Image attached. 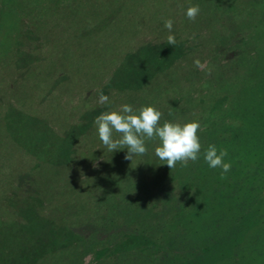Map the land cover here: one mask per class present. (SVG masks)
Instances as JSON below:
<instances>
[{
	"label": "rangeland",
	"instance_id": "rangeland-1",
	"mask_svg": "<svg viewBox=\"0 0 264 264\" xmlns=\"http://www.w3.org/2000/svg\"><path fill=\"white\" fill-rule=\"evenodd\" d=\"M6 3L5 0H0V9L4 8V11L7 12L6 16L0 17V21L5 22L6 19L10 20L9 18H12L14 13L13 7L9 4L6 5ZM80 4L82 5V3ZM80 7L77 9L80 10ZM86 8L88 9L85 11L86 13L78 14L74 8L72 11L76 12V15L68 16L60 22L56 19V36L53 38V41L54 39L56 41L52 44L53 52L50 55L44 54L45 60L43 59V64L40 65L42 67L39 70L40 75L38 77L36 75L30 81L25 82L23 79L22 81L17 80L20 75L18 70L20 71V68L24 69L26 64L22 61L19 68L15 66L11 69V63L8 62L5 65L0 59V204L7 200L8 205L11 204L14 210L22 204L25 207L31 204L33 206L32 214L41 217V227L44 224L47 226L46 228L50 229L51 227V231L58 233L56 234V243L53 241H48L47 244L41 243V246L47 252H51L53 247L57 249L55 253L52 252V255L49 253L50 257H47L46 253L45 258L37 264H152L151 260L144 261L140 256L137 257L134 254L135 250L125 256L121 255L125 250H130L141 244L138 243L140 239H135L133 235L131 236V231L128 230L134 227L133 220H129L132 225L129 224L128 229L125 227L127 230H122L124 227L118 225V222H122L123 217L129 216V214L135 215L139 210L137 209V203H142L148 197L150 199L155 197L154 194L149 196L138 193V188L143 180L150 177L153 163L159 160L154 152L159 143L146 141L148 151L142 159L134 156L132 161L126 160L127 148L113 151L115 153L109 152L99 139L94 120L90 119L87 125L83 126V132L81 131V135L74 145L70 147L69 143H62L63 141L60 139V145L57 146L58 150L53 149L50 144L51 137L47 135L48 132L41 136L38 140L41 143V150L54 160L46 162L41 157L35 158L30 152H26V148H20V145H17L14 140L7 138L4 125L6 121L9 123L11 121V132H14L15 136L23 141L21 137L26 136V128H31L29 125L31 121L25 119L23 115L24 110H32L36 114L35 116L39 117L43 113L46 116L48 115L51 121H48L51 125V132L49 131V133H53V131L55 133V131L60 132L63 128V123L59 122L60 120L65 119L68 122L70 115L72 117L75 115L73 119L76 120L81 114V108L85 105L88 108L93 107L96 109V113H93L94 119L103 112L118 109L124 103L131 104L134 109H139L140 99L136 98L139 93L131 92L128 89H122L119 92L117 86L120 88L121 84L118 83H114L116 85L113 88L116 89L114 91L106 90L104 87L108 83L109 77L113 76V69L120 66L115 76V79L119 80L123 78L122 71L131 69L130 67L137 62L136 59L130 62L127 57L126 61L128 63L124 64L123 69L121 68V61L125 58L123 51L121 52L123 46L125 44L127 46L124 50H128L129 47L131 49L144 47L145 43H154L165 37L167 38L169 34L175 33L178 37L186 38L184 45L188 47L186 52V54H189L188 58H199L201 63H204L207 54L200 51V47L203 46L201 42L204 41L205 43L207 35L214 32V25H217V14H215L216 12H209V14L206 12L198 15L194 21L179 16L173 20V29L169 33V30L164 27L165 20H162L161 15H159L161 11L157 9L156 13L153 14L154 17L151 16V23L146 25L147 20L143 21L141 18L140 26L137 22L134 24L122 21V6L115 1L103 2L101 0L98 3H92L91 0H87ZM212 13L216 16H212ZM16 25L17 34L23 33L24 29L21 28L20 20ZM2 26L3 24L0 26V36L5 35V32H1ZM231 26H234V24L231 23ZM124 28L131 29V36L127 37L128 39L121 36V31ZM15 31L12 30L11 32ZM216 34L211 36H215L214 38L217 40H220L221 36L226 41L228 39L234 40L236 30L235 27L232 28L226 25L224 33L217 36ZM5 39V42L10 43L13 38L9 36ZM254 40L260 42V44L257 47V57L250 65L249 62L245 64V61L238 65H236V61L235 64L234 61H231L228 65L223 66L224 68L220 64H212V69L209 68L210 72L200 70L194 65L199 71L196 79L198 88H195L199 89L200 97L204 98L209 104H205L206 110L201 106L195 108V100H192L190 94L187 93L189 86H186L187 82L184 76L191 65L186 66V61H188L186 56V61L181 58L176 60L174 62L175 66L170 65L156 84H151L153 87L150 86V91H145V93L151 92L150 96L145 93L140 94L145 99L149 98L148 100H151V102L154 99H159L157 109L163 105V103L161 105L160 99L165 100V104L177 98L181 99L182 111L186 110V104L192 105L195 108L194 112L197 113V117H194L201 123L199 136L205 138L210 134L211 137L216 135L217 138L214 140H218V146H216L218 151L220 149L227 150L228 155L224 159L225 162H232V166H237L234 163V151L249 150L251 144L257 147L255 151H261L264 154V132L258 127L246 126L247 131L243 132L242 135L245 138V144L235 145L234 141L229 139L231 137L227 136V134H230V127L228 133L223 131L222 135V131L218 127L224 124V115H220L219 111L216 113L214 110L209 111L208 108L213 103H219L217 102L219 99L224 98L219 96L220 93H217L224 90V86L241 92L243 89L248 90L249 86L254 83L258 84V82L263 81L264 38H255ZM5 42H3L4 46L1 49L0 57H5L9 51L7 48L8 43ZM26 50H28V47ZM31 50L33 52L34 48L31 47ZM210 55L213 56L214 54ZM29 57L31 58V54ZM11 72L12 74L9 75ZM259 75L260 79L258 80ZM38 80L39 83L36 84L35 82ZM56 85L57 90L54 91L52 88H55ZM133 87L135 88V86ZM202 87H212V90L201 95ZM101 92L109 97V103L106 105H101L98 102ZM184 100L185 102H183ZM13 108L21 112L17 113ZM164 116H167V113H163L160 123L165 120ZM228 118L232 121L238 119L234 115H229ZM191 120H194V118ZM225 123H228L227 119ZM25 126L27 127L25 128ZM84 128L86 129L84 130ZM217 129H220V131ZM200 142L203 141L200 139ZM238 145H243L246 149H240L237 147ZM53 150L56 152H52ZM111 153L113 158L109 160L107 155ZM239 158L241 162L256 160L253 159L250 151L246 152L245 155H239ZM234 179V176H230L229 173L226 174V183L218 193L219 203L221 199L225 200L226 203L225 207H221L222 210L218 211L221 225L215 224L216 227H209L206 224V220H209L208 215L202 214L205 211L199 212L193 209L189 217L195 221V229H204V231H199L197 235L193 225L186 223L187 234H180L178 240L174 239L175 241H172L174 245L178 243L183 246L184 251L187 248L184 254H188L190 250L188 247L190 246L191 251L189 253L191 254L193 252L192 248L202 245L204 238L213 234L214 236L216 234L222 235L210 248L201 251V256L196 257L192 263L189 260L185 264H243V261L251 260L254 253L260 254L254 264H264V188L262 190L256 188L253 191L254 200L261 201L262 210L252 209L254 205L247 199L249 205L245 209L237 210V208L232 207L228 211L229 203H235L236 199L239 198L238 195L241 194L240 190L235 191L231 185ZM188 182H192V185L194 181L189 179ZM184 183L186 182L184 181ZM184 183L182 186H184ZM201 183L199 181V184ZM196 185H198L197 181ZM182 186L179 184L177 190H182ZM5 188L7 189L5 190ZM250 189L247 188L244 192H248ZM178 192L180 193V191ZM111 195L115 198H112ZM163 201L167 200L162 199ZM101 202H104L107 207L102 206ZM193 204L189 203V209L192 208ZM110 205H113V207ZM114 208L116 209L114 210ZM159 210L160 213L158 212L156 216H152L153 213H151L155 221L164 217L166 219V214L170 212L169 206L165 204L159 207ZM113 211L122 213V215L110 213ZM22 212L29 215L27 208H24ZM189 217L187 216V220ZM113 218H115V221H111ZM243 222H246L247 225H244ZM107 223H114L120 230L100 241L97 239V230H100L101 233L104 232V235H106L105 225ZM126 223L128 224V222ZM184 230L187 229L184 227ZM76 232L78 235H88L85 238L88 241L83 240L80 242L81 239L78 238ZM42 237L47 238L45 229H43ZM184 238H187L186 243H184ZM166 241H170L168 236ZM167 242L164 244L166 246L164 250L171 248V244L169 245ZM176 247L179 246L173 248ZM60 248L62 249L59 250ZM250 248L255 250L254 253ZM233 252L236 253V257L232 256ZM168 258L166 257V260Z\"/></svg>",
	"mask_w": 264,
	"mask_h": 264
},
{
	"label": "trees",
	"instance_id": "trees-1",
	"mask_svg": "<svg viewBox=\"0 0 264 264\" xmlns=\"http://www.w3.org/2000/svg\"><path fill=\"white\" fill-rule=\"evenodd\" d=\"M100 1L101 0H91L92 3H98ZM102 1L107 2L110 0ZM112 1H115L120 6H122V21L134 24H136L137 22V24H140V26L142 22L141 18L143 21L147 20L146 25L148 23H151V18L154 17L153 14L156 13V9L161 11L159 15H161L162 20H166L169 18L175 20L179 16L187 18L185 12L186 9L191 5H199L201 9L200 14L206 12L208 14L209 12H216L215 14H217V16L212 13V16H216L217 22V25H214V32L212 34L218 33L216 34L217 36L221 33H224L227 25L232 28L235 27L236 36L234 40L228 39V41H226V39H222V36L220 37V40H217L216 38H214L215 36L212 37V34H209L206 37L207 40L205 39V43L204 41L201 42L203 46L200 47V51H204L207 54L206 62L208 69H212V64H220L221 67L224 68L223 66L228 65L231 61H234V64L236 61V65L243 63V61H245V64L246 62H249L250 65V63H252L257 57V47H259L260 44V42H257L254 39L264 38V0ZM5 2H7L6 5L9 4L13 7L14 13L12 14V18H9L10 20L6 19V22L0 21V26L3 24V29L1 30V32H5L4 36H0V53L2 47L4 46L3 42L6 41V37L11 36L14 40L12 39L10 43L5 42L6 44L8 43V46H6L9 51L7 52L5 57H0V59H2L3 64L5 65H7L8 62L11 63V69L15 68V66L19 68V64L21 65V62L23 61V63L26 65L24 66V69L20 68V71L18 70V72H20V75L18 74L19 76L17 77V80L22 81L23 79L24 82L30 81L31 78L36 75L37 77L40 75L39 70L42 67L40 65L43 64L42 61L44 59V54L50 55V53L53 52L52 44H54V41H56V39H54L53 41V38H55L56 36V19L59 20L58 22H60V20L65 19L68 16L76 15L77 13H86L85 11L89 9V7H87L88 9L86 8L87 0H5ZM80 3H82V5ZM79 6H81L79 8L80 10L77 9ZM74 8L77 13L72 11L74 10ZM6 14L7 12L4 11V8L0 9V17H4L6 16ZM18 20H20L21 28L24 29V32L20 34H17L16 23L18 22ZM231 23L234 24V26H231ZM59 25L61 26V24ZM156 26H158V24H156ZM12 30L16 31L11 32ZM130 32V28L129 30L127 28H124V30L121 31L122 38L131 36ZM172 34L175 36L177 41L175 46L169 45L167 43L166 37L154 43H145L146 45L144 47H137L134 49H131L129 47L128 50L125 49L126 51L124 50L126 46L125 44L121 50V52L123 51V56L125 57L123 58V60L121 59V68H124V64L127 62V57L130 62L135 59L137 62L135 65L130 67L131 69L125 70L124 72L122 71L123 78L119 80H116L115 76L120 66L113 69V76H110L108 79V83L104 85L105 89L114 91L116 90L113 89L114 87H116L114 83L121 84L120 88L119 86H117L119 92L122 89H128L131 90V92L139 93V95L136 97L137 99H140L139 108L147 105H152L157 108L159 99H154L153 102H151V100H148L149 98L145 99L140 94L145 93L146 90L150 91L151 84H156V82L164 74L163 72L168 69L170 65L175 66L174 62L176 60H179L180 58L185 60L189 55L188 53L186 54L188 47L184 45V40L186 38L178 37L177 35H175V33ZM27 47L28 50H26ZM31 47L34 48L33 52L31 50ZM219 50H222L224 52L222 53V51L220 52ZM30 54L31 58L29 57ZM210 54L214 55L212 56ZM193 59L194 58H188V61H186L187 59L185 60L187 67L191 65V67L186 71V75L184 76L185 81L187 82L186 86H189L187 89V93L190 94L192 100H195V108L201 106L204 110H206L205 104H207V101L204 98L202 99L200 97L199 89H196L198 88L196 85V79L198 78L199 71H197V69L195 68ZM11 74L12 72L9 73V75ZM260 75L258 77V80L260 79ZM262 76V82H258V84L254 83L252 86H249L248 90L243 89L241 90V92L232 90L224 86V90H220L217 92L220 93V97L223 96L224 98L219 99L217 101L219 103H213L208 108L209 111L214 110L215 113L219 111L220 115H224V124H221L218 127L222 131L221 135L223 134V131L228 133L230 127V134H227V136L231 137L229 139L231 141H234L233 143H235V145L245 144V138H243L242 135L243 132L245 133L247 131L245 128L246 126L258 127L260 130H262V132H264V73L262 74ZM35 83H39V80ZM122 85L124 86L122 87ZM133 86H135V88ZM151 87H153V85ZM52 89L56 91L57 85ZM211 90L212 87H202L201 95L209 93ZM145 94H148L150 96L151 92H146ZM183 102H185V100ZM160 103L161 105L163 103V105L160 106L158 110H160L162 113H167V116H164V121L184 123L187 121H191L192 118L196 120L195 117H197V113L194 112L195 108L192 105H188L185 103L187 105L186 110L182 111V102L179 98L167 103L168 105L165 104V100L163 99H160ZM13 110L17 113L21 112L16 108H13ZM24 111L25 113L23 115L25 116V119L31 121V123L29 124L31 128L29 129L26 128L27 126H25V131H27V133L25 134L26 136L22 138L19 135L21 139H23V141L20 140L19 137H16L14 132H11L10 120V123L6 121L4 125L6 137L14 140L17 145H20V148H26V152H30L35 158L41 157L43 158V161L46 162H51L54 160L53 158H50L48 154L43 153V151L41 150V143L38 141L41 136L45 135L48 132L47 135L51 137L50 144L51 148L53 149L55 148L58 150L57 146L60 145V139L63 141L62 143H69L68 145L70 147L71 145H74L78 137L81 135V131L83 132V126L87 125V122H89L90 119L94 120L93 113H96L95 108H88L87 105H85L83 106V108H81V114L78 118H76V120L73 119L75 115L74 117L70 115V117H68L70 118L68 122L65 121V119L59 121L63 123V128L60 132L55 131L54 133L53 131V133H49V131L51 132V125L48 122L50 121L48 115L46 116L43 113L39 117L35 116L36 114L32 112V110ZM185 113H187L188 115ZM229 115H234V117H237L238 119L236 120L234 118L235 120L233 121L229 120ZM226 119L228 123H225ZM164 121L162 120L161 125L164 123ZM64 124L65 126H63ZM85 129L86 128H84V130ZM220 129L217 130L220 131ZM215 138H217V136L213 135V137H211V134L206 136L205 138L200 137V139L204 143L201 142L202 148L199 159L196 162L189 161L186 167L181 166L180 163H177V166L174 169H170L166 164H161L165 163L164 161L157 160L155 161V163H153L151 167L152 172L150 173V177L143 180V182L139 184L138 193L147 194L149 196H153L154 194L155 197H153L152 199L148 197L142 203H137V209H139L138 212H136L135 215L129 214V216L123 217L124 219L122 222H118V225L124 227L122 228V230H127L129 228V224L132 225V223H129V220H133L134 227L128 230L131 231V236L133 235L135 239H140L138 243L140 242L139 244L141 245L135 246L130 250H125L123 253H121V255L125 256L126 254L133 253L132 251L135 250L134 254L137 255V257L140 256L144 261L151 260L152 264H155L156 262H158L157 264H185L186 262H189V260L192 263L196 257L202 255L201 251L207 250L211 247V245L215 244L218 239H220V237L222 236L221 234V236H219V234H216V236H214L213 234L212 236L204 238L203 244L197 247H193V252H191V254L189 253L191 251L190 246L188 247L190 249L188 254H184L187 248L184 251L183 246H180L178 243H175L176 245H174L172 242L174 239L178 240L180 234H187L188 228L187 226H185L186 223H191L193 225L194 230L197 232V235L199 231H204V229H195V221L191 220L192 218L189 217L193 209H196L199 212L205 211L202 212V214L208 215L209 220H206V224L209 227H216L215 224L221 225V218H219L218 216V211L222 210L221 207L224 208L226 203L223 199H221L219 203L218 193L220 188L224 187L223 185H225L226 183L225 177L221 178L222 169L210 168L208 164L203 160L204 151L210 144L218 146V140H214ZM153 141L155 143H159L158 140ZM237 147L240 149L244 148L243 145H238ZM255 148L257 147L251 144L249 146V150H247L245 147L244 149L246 150L244 151H234V163L237 164V166L233 165L228 173L230 176L232 175L235 177L234 182L231 184L233 186V189L235 191L240 190L241 194L238 195L239 198L238 200L236 199L235 203H229V206L227 207L228 211L231 210L232 207L237 208V210H241V208L245 209V207H248L249 202L254 205V208L252 209L262 210V207L260 205L261 201L254 200L253 191L256 188H258L259 190H262L264 188V154L261 153V151H255ZM249 151L250 154L253 155V159L256 160H247L248 162H241L239 155H245L246 152ZM52 152L55 153L56 151L53 150ZM112 153L110 155H107V158H109V160L113 158ZM38 154H42L43 157L42 155L39 156ZM142 157L143 155L138 156L139 159H142ZM189 179L191 181H194L192 185V182H188ZM195 180L198 182V185H196ZM184 181L186 183H184ZM199 181L200 183L203 181L201 183L202 185L199 184ZM183 183L184 186H182ZM179 184L184 189L182 188V190H177V186ZM247 188L251 189L248 192H244V190ZM6 189L7 188H5V190ZM178 191H180V193ZM206 191L208 192L205 193ZM112 198H115V196H112ZM162 199L167 201L162 202ZM247 199L250 201L247 202ZM189 203H194L191 209H189ZM8 204L9 202L7 200L0 204V264H37L40 260L45 258L46 253L47 257H50L49 253H51L52 255L53 252L54 254L57 249L53 247L51 249V252H47L43 248V246H41V243L47 244L48 241L55 242V240L57 239L56 234L58 233L51 231V227L50 229L46 228L47 226H45L44 224L41 227V217H37L35 214H32L33 206L31 204H29L27 207H25L24 204L20 205L19 208L21 210L17 207L14 210L12 209L14 207L11 204ZM101 204L102 206L107 207L104 202H101ZM163 204L169 206L170 212L166 214V219H164V217L159 220L156 219L155 221L152 216H156V214L160 211L159 207H162ZM111 207H113V205ZM24 208H27L29 215L22 212ZM115 209L116 208H114V210ZM110 213H117L119 216L122 215V213H118L116 211ZM151 213H153L152 216ZM187 216L189 217L188 220ZM36 217L39 219H37ZM111 221H115V218H113ZM126 222H128V224ZM243 224L247 225L246 222H243ZM162 225L163 227H161ZM56 226L58 227L57 224ZM125 227H127V229H125ZM184 227L187 229L186 231L184 230ZM118 228L116 227V225H114V223H107L105 225L106 235H104V232L101 233L100 230H97V239L103 241L105 237L108 238L111 234L118 232L120 230H118ZM43 229H45V233L47 236V238L45 239L42 237ZM77 236L79 239H81L80 242H82L83 240L86 242L88 241L85 240L88 235L86 236L77 234ZM167 236L168 240L170 238V241L168 242L166 241ZM217 236H219V238H217ZM68 237L69 239H71L70 236ZM184 239V243H186L187 238ZM165 242H167V244L169 245L171 244L170 249L164 250V248L166 247L164 245ZM175 246L179 247L173 248ZM61 249L62 248H60L59 250ZM75 249L77 250V248ZM250 250L253 253L255 251L253 248H250ZM235 254L236 253L233 252L232 256L236 257ZM253 255L254 256L251 260L243 261V264H254L260 254L254 253ZM166 257H169L168 260H166ZM163 260L166 262H164Z\"/></svg>",
	"mask_w": 264,
	"mask_h": 264
},
{
	"label": "clouds",
	"instance_id": "clouds-1",
	"mask_svg": "<svg viewBox=\"0 0 264 264\" xmlns=\"http://www.w3.org/2000/svg\"><path fill=\"white\" fill-rule=\"evenodd\" d=\"M199 5H191L186 9L185 15L194 21L200 14ZM173 20L166 19L164 27L173 29ZM167 43L175 46L177 41L173 34L167 37ZM194 65L200 70L207 68V62L201 63L200 59H194ZM98 102L101 105L109 103V97L100 93ZM163 113L152 105L134 109L131 104L124 103L116 110L103 112L94 119L98 136L102 144L109 152L127 148L125 159L132 161L134 156L145 155L148 151L146 141L158 140L155 147V155L160 161H164L170 169H174L177 163L186 167L189 161L196 162L201 152L199 132L201 123L191 120L184 123L164 121L161 125ZM119 134V135H115ZM228 155L226 149L218 151L215 145H209L204 151V160L210 168H220L221 178L231 170V163L225 162Z\"/></svg>",
	"mask_w": 264,
	"mask_h": 264
}]
</instances>
